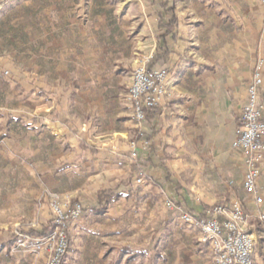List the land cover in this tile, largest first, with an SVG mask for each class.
I'll return each mask as SVG.
<instances>
[{
	"label": "crops",
	"instance_id": "crops-1",
	"mask_svg": "<svg viewBox=\"0 0 264 264\" xmlns=\"http://www.w3.org/2000/svg\"><path fill=\"white\" fill-rule=\"evenodd\" d=\"M165 1L173 7L177 21L174 32L167 35L162 32L166 14L159 0H0V39L7 36L12 15L20 17L18 29L31 23V75L38 80L33 89L46 95L38 97L39 105L33 107L30 129L38 136L37 148L72 155L79 142L95 147L98 152H86V157L96 164L97 179L106 174L98 166L121 162L106 159L105 143L131 140V148L123 143V151H112L114 157L127 156L126 169L131 153L151 159L154 166L148 170L143 190L131 178L124 191L118 189L121 197L111 201L104 214H92L103 220L96 230L102 264H213L212 253L199 242L198 230L184 225L179 217L191 213L198 220L205 208L229 204L232 198L246 215L245 232L256 239L253 264H264V223L258 220V215H264V174L257 180L262 202L256 204L241 187L244 156L232 148L254 66L259 59L264 63V5L260 0ZM137 49L140 54L135 53ZM143 57L147 62L159 61L155 68L168 73L160 112L153 120L139 124L130 105H110L106 110L98 102L94 113L85 108L76 137L68 132L70 123L49 117L54 112L67 119L79 95L96 93L102 95V102L107 101L103 95L129 86L133 70L129 68ZM9 59L7 52H0V66ZM22 71L17 75L27 74ZM261 77L258 95L264 118V64ZM107 78L112 86L107 87ZM41 79H48V85L41 84ZM108 102L113 104L111 99ZM20 121L0 118V142L21 132L15 128ZM72 163L65 167L82 170L84 164L77 168ZM87 166L84 178L90 181ZM230 180L235 185L229 192ZM141 200L149 207L173 201L179 213L149 221L148 229L135 225V215L127 206ZM94 203V199L86 200L84 207ZM136 248L149 249L136 255Z\"/></svg>",
	"mask_w": 264,
	"mask_h": 264
},
{
	"label": "rangeland",
	"instance_id": "rangeland-1",
	"mask_svg": "<svg viewBox=\"0 0 264 264\" xmlns=\"http://www.w3.org/2000/svg\"><path fill=\"white\" fill-rule=\"evenodd\" d=\"M260 2L264 5V0H260ZM18 18L20 17L15 15L10 17L7 36L4 39H0V52H7L10 55L9 61L0 66V89L3 94L0 93V118L3 120H11L13 118L22 120L20 121V126L15 127L20 129L21 132L17 130L12 139L9 138L4 144L0 142V264H47L54 255V247L61 235H63L66 244L65 252L62 254L63 264H102L98 257L96 230L98 224H103V220L92 216L88 211L83 212L81 210V215L75 220L61 221L62 224L57 221L60 219L59 216H68L75 205H81L83 209L86 200L94 199L96 201L100 191H108L116 187L124 191V188L128 186L131 180L130 167L126 169L124 166L127 156L118 155L117 158L114 157L112 151L117 153L119 150L123 151L122 149H125L123 143L128 144L125 146L129 149L133 143L131 140H126L120 143L104 144L102 150L105 151L106 159L111 160L110 163L112 161L121 162L117 163L118 166H115L116 163L100 168L98 166L99 171L106 173L99 179L96 178L97 175L94 173L96 172L94 170L96 167L94 165L96 164L92 163L88 156L86 157L87 153L91 155L92 152L83 150L82 156H80V142L78 143L80 150L78 149L73 154L71 153L72 155L68 153L63 155L58 149L54 151V149L49 147L43 151L37 148L40 145L38 136L30 129L33 126V118L35 117L33 107L39 105L38 97L41 96L43 98L46 95L40 94L33 89L34 83H38V80L36 81L31 75L33 69L31 23L22 24L20 29H18ZM136 38H138V41L142 40L140 35H137ZM134 51L136 54L141 52L138 49ZM135 59H138L137 56ZM143 60L144 57L140 61L137 60L133 68H129L133 70L131 71L130 83L127 88L121 86L117 92L113 91L114 93L103 95L107 101L104 100L102 102V95L96 93L79 95L81 99L74 98V102L69 107L66 116L68 120L54 112L49 117L58 120L60 123H70L67 127L69 129L68 132L70 135L77 137L80 132V124L83 120L82 114L85 113V108H89L90 113H94L96 111L95 105L98 102L99 105L106 106L104 108L106 110L111 109L110 105H118L120 108L124 107V105H130L133 115V105L129 101V89L132 85L133 74L140 68L145 70L162 69L155 68L156 62L159 61L154 63ZM45 67L47 68V63ZM4 70H7L5 75L3 74ZM20 70H23L24 73L27 72V74L23 75V77L18 76L17 73ZM252 78L253 75L250 82ZM108 79H106L107 87L114 84L111 81L109 83ZM39 82L43 85H48V79H41ZM88 87L91 92V89H93L91 81L88 83ZM165 93L160 97L155 107L162 101ZM109 99L113 101V104L108 102ZM85 101L88 103L85 104ZM90 116L92 114H89ZM94 118L95 120L97 119V117ZM90 120L92 122L91 118ZM145 121L144 118L140 123L136 122L142 124ZM89 147L94 148L96 153L98 152L95 147ZM130 159L136 160L137 157H135L134 153H131ZM70 162H73V166H77V168L80 167V163L84 164L82 166L84 171L74 169L75 167H65L66 163ZM87 164L90 170L89 174H92L90 175L92 177L90 181H86L84 178L87 176L84 173L88 170L84 167ZM119 169L124 170L120 172ZM99 175L102 174L100 173ZM132 178L137 188L145 186V179H137L134 176ZM125 184L127 185L125 186ZM234 185L235 183L232 180L226 183L229 192L234 189ZM233 202L240 203L237 199L232 198L229 204L216 203L211 207L205 208L203 216L198 220L204 219L207 212H211L214 208L228 207ZM127 208H131L133 215H135L136 219H133L135 225L144 227L149 225V221L156 223L155 218H160L170 213H179L177 204L170 200L164 202V205L154 204L152 207L144 204L141 200L134 207L129 204ZM221 219L225 218L222 217ZM244 223L239 225L243 230ZM49 227L53 228L52 232L42 236L41 232ZM11 237L16 238L15 243L10 247H1L2 243ZM140 242L141 240L137 241V243Z\"/></svg>",
	"mask_w": 264,
	"mask_h": 264
},
{
	"label": "built area",
	"instance_id": "built-area-1",
	"mask_svg": "<svg viewBox=\"0 0 264 264\" xmlns=\"http://www.w3.org/2000/svg\"><path fill=\"white\" fill-rule=\"evenodd\" d=\"M262 66L263 61L260 59L254 67L252 81L247 87V100L241 111L236 139L232 144V148L240 150L244 156L242 190L256 204L262 202L257 180L264 174V118L263 105L258 95L262 83ZM167 77L165 69L140 68L135 71L129 89V101L133 105V115L137 122L143 121L144 111L154 108L166 92ZM81 210V205H75L68 216H59L57 222L62 224L64 221L75 220L81 215ZM222 217L225 219H221ZM179 218L184 225L198 230L199 242L212 253L213 264H253L252 253L256 239L239 226L246 220L240 203L233 202L228 207L214 208L201 220H194L185 213H181ZM258 220L264 223V215H258ZM64 240L61 235L54 247V255L47 264H61L62 254L66 249Z\"/></svg>",
	"mask_w": 264,
	"mask_h": 264
},
{
	"label": "trees",
	"instance_id": "trees-1",
	"mask_svg": "<svg viewBox=\"0 0 264 264\" xmlns=\"http://www.w3.org/2000/svg\"><path fill=\"white\" fill-rule=\"evenodd\" d=\"M159 6L163 7V9L165 10V14H166V24L163 25L164 30L162 31L164 33V35L167 34H172L174 32V29L177 25V21H176V17L174 14V10L172 6H168L167 2L165 1V3L163 2V0H159ZM158 18L159 15L157 16ZM162 25H160L161 27ZM161 29V28H159ZM159 32H161V30H159ZM157 56L154 57V60H156ZM160 58H163L165 56H159ZM159 58V59H160ZM160 112L159 107H154L152 109H146L144 111V118L146 121H150L153 120ZM79 148L83 151V150H89L92 153H96L95 149L92 147H89L88 145H86L83 142L79 143ZM154 165L151 162V159L149 157H145V158H141V157H137L136 160H131L130 162V170H131V178L134 176V178L137 179H147V173L148 170L150 168H152ZM127 184H125L126 186ZM121 197V193L118 191V187L116 188H111L108 191H100L98 192L96 201L94 203V205L92 206H88V207H83L82 211H89L91 214L93 215H102L106 212L108 205L110 204L111 201L116 200L118 198ZM86 208V209H85ZM189 215H191V213H187ZM53 228L49 227V228H45V230L43 232H41L42 236H46L48 234H50L52 232ZM65 233H67L66 230H64ZM157 231V228H156ZM16 241L15 237H11L10 239H8L7 241L3 242L1 247L3 246L5 247H10L11 245H13ZM147 249L144 248H136L134 249V252L136 253V255H141L143 254ZM64 260L63 258L61 259V264H63ZM149 264H151V261H149Z\"/></svg>",
	"mask_w": 264,
	"mask_h": 264
}]
</instances>
